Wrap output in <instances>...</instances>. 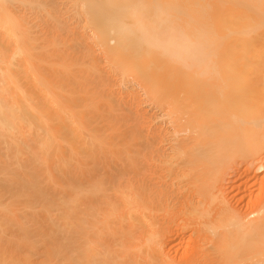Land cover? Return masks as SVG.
<instances>
[{"label":"bare ground","instance_id":"obj_1","mask_svg":"<svg viewBox=\"0 0 264 264\" xmlns=\"http://www.w3.org/2000/svg\"><path fill=\"white\" fill-rule=\"evenodd\" d=\"M0 264H264V0H0Z\"/></svg>","mask_w":264,"mask_h":264},{"label":"rangeland","instance_id":"obj_2","mask_svg":"<svg viewBox=\"0 0 264 264\" xmlns=\"http://www.w3.org/2000/svg\"><path fill=\"white\" fill-rule=\"evenodd\" d=\"M63 2H64V1H63ZM70 9H72V7H71ZM63 10H64V9H63ZM64 12H65V11H63V13H64ZM69 12H70V11H69ZM65 14H66V13H65ZM65 14H64V18H66V17H65V16H66ZM71 14H72V11L70 12L69 15H68V13H67L68 18L65 19V21H66L67 19H68V20L70 19L69 21H68V20L66 21V23L68 24V26L70 25L71 22H74V21L76 20V19H73L74 16L72 17L73 14H72V15H71ZM70 15H71V16H70ZM62 16H63V14H62ZM71 17H72V18H71ZM72 19H73V20H72ZM77 20H79V19H77ZM68 22H70V23H68ZM76 22H77V21H75V23H76ZM75 23L72 24V25L74 26ZM76 24L79 26L80 24H82V22H80V24H79V23H76ZM72 25H71V26H72ZM114 25H115V23L112 24L111 27H113ZM75 26H76V25H75ZM81 26H82V25H81ZM81 26H79V27L81 28ZM83 29H84V28H82V30H83ZM87 30L90 32L89 28H87L86 31H87ZM63 31H65V30H63ZM134 41L137 42L136 40H134ZM135 42H134V45H136ZM138 44H139V42H138ZM94 46H95V45H94ZM138 46H139V45L133 46L132 49L135 48L136 50H141V49H142V46H141V45H140L141 47H138ZM97 47H98V46H95L94 48H95L96 50H98L99 47H98V48H97ZM136 47H137V48H136ZM159 47H160V49H159ZM159 47H157V48L154 47V48H155L156 50H161V46H159ZM140 48H141V49H140ZM143 49H144V48H143ZM99 50H100V49H99ZM144 106H146V105L144 104ZM152 108H153V107H152ZM153 111L156 112V113L158 112V110H157L156 108H153ZM261 173H262V172H261Z\"/></svg>","mask_w":264,"mask_h":264}]
</instances>
